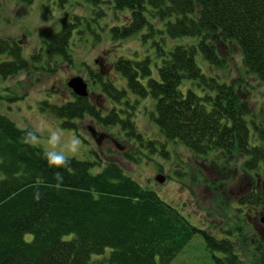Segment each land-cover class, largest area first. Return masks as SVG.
<instances>
[{
	"label": "trees",
	"instance_id": "obj_1",
	"mask_svg": "<svg viewBox=\"0 0 264 264\" xmlns=\"http://www.w3.org/2000/svg\"><path fill=\"white\" fill-rule=\"evenodd\" d=\"M56 1L60 5L65 0ZM88 1L89 19L63 17L60 30L44 36L48 54L70 62L71 42L84 36L85 29L91 39L99 40L97 30L110 11L117 22L111 35L119 41L136 36L154 56L140 61L118 57L112 68L124 81L121 88L103 76L96 60L98 69H89V77L97 95L111 107L76 97L48 104L54 117L66 121L67 129L76 130L75 121L86 117L102 126H117L123 111L119 104L129 118L139 100H154L156 113L147 114L166 140L184 144L197 156L243 157L245 172L264 165V120L253 113L240 89L245 76L264 88V0ZM216 41L239 48L244 76L227 78ZM21 48L0 37V77L26 68ZM131 120L124 128L142 142ZM28 130L0 113V264H171L195 235L205 239L217 264H242L226 238L217 239L191 224L117 164L92 173L101 165L97 158H68L66 167H49L41 147L22 143ZM146 144L155 150L157 142ZM159 152L166 154L163 147ZM58 172L63 181L56 177ZM241 198L263 209L264 184ZM257 251L258 262L264 264V248L258 245Z\"/></svg>",
	"mask_w": 264,
	"mask_h": 264
},
{
	"label": "rangeland",
	"instance_id": "obj_2",
	"mask_svg": "<svg viewBox=\"0 0 264 264\" xmlns=\"http://www.w3.org/2000/svg\"><path fill=\"white\" fill-rule=\"evenodd\" d=\"M59 3L56 0H0V37L18 42L27 61L26 68L18 75L0 77V113L19 128L29 130L35 118H46L51 128L36 133L40 138L37 146L44 152L49 147L47 139L53 133L61 135L62 142L75 137L79 144L75 151L67 153L68 158L83 161L97 158L101 165L93 167L92 173L101 171L109 163L117 164L126 175L181 212L191 224L208 230L217 239L226 238L230 248L239 253L242 264H260L257 248L258 245L264 248V224L258 217L263 215L264 208L258 211L241 197L252 192L254 187L263 186L264 165L245 172L242 171L243 157L221 153L197 156L184 144L166 140L151 120V113L147 114L149 110L155 112L154 100H139L129 118L124 105L118 103L123 111H120L121 122L117 126H102L86 117L75 121L76 130L67 129L66 121L54 117L48 104L61 105L79 97L67 87L75 77L81 78L87 86L88 95L80 98H90L101 108L103 105L111 107L110 102L97 95L89 77V69H98L96 60L100 61L103 76L108 75L117 88H121L124 81L112 68L118 57L140 61L145 55L154 56L152 49L141 45L136 36L119 41L111 35L110 28L117 22L110 11L106 12L107 19L101 22L103 28L97 30L99 40L91 39L85 29L84 36L71 42L70 62L48 54L42 40L60 30L63 17L89 19L88 0ZM215 44L219 56L226 61L224 74L227 78L244 76L239 48L234 43L216 41ZM245 81L247 85L243 83L240 88L241 96L250 104L253 113L259 115L258 119L264 120V88L252 77L245 76ZM131 119L142 142L131 138V129L124 128ZM152 140L157 142L155 150L146 144ZM161 147L165 155L159 152ZM158 176L161 182L156 179ZM239 228L242 234L235 235ZM26 238L30 240L31 236ZM204 241L201 235H195L171 264H217ZM214 255L223 258L222 253Z\"/></svg>",
	"mask_w": 264,
	"mask_h": 264
},
{
	"label": "clouds",
	"instance_id": "obj_3",
	"mask_svg": "<svg viewBox=\"0 0 264 264\" xmlns=\"http://www.w3.org/2000/svg\"><path fill=\"white\" fill-rule=\"evenodd\" d=\"M51 122L46 118L40 117L35 118V123L31 130L26 131L24 137H22V143L30 146H36L40 144V138L37 134L38 131L42 129H50ZM47 144L49 147L44 152V157L47 161L49 167L52 168H63L66 167L69 163L67 153L75 151L76 146L79 144V140L73 137L68 141L62 142L61 135L53 133L51 138L47 139ZM62 145V146H60ZM58 146H60L58 148ZM56 177H60L63 181V176L58 172ZM61 183H57L56 187L59 188ZM40 195L38 192L35 195V199H39Z\"/></svg>",
	"mask_w": 264,
	"mask_h": 264
},
{
	"label": "water",
	"instance_id": "obj_4",
	"mask_svg": "<svg viewBox=\"0 0 264 264\" xmlns=\"http://www.w3.org/2000/svg\"><path fill=\"white\" fill-rule=\"evenodd\" d=\"M67 87L79 97H86L88 95L87 86L83 82V80L79 77L72 78L67 83ZM97 144H100L99 141H97ZM156 179L160 182L162 181L161 176H158ZM259 221L261 224H264V213L263 215L262 214L260 215Z\"/></svg>",
	"mask_w": 264,
	"mask_h": 264
},
{
	"label": "flooded vegetation",
	"instance_id": "obj_5",
	"mask_svg": "<svg viewBox=\"0 0 264 264\" xmlns=\"http://www.w3.org/2000/svg\"><path fill=\"white\" fill-rule=\"evenodd\" d=\"M92 97V96H91ZM103 135H105V133H102ZM260 216V215H259Z\"/></svg>",
	"mask_w": 264,
	"mask_h": 264
}]
</instances>
